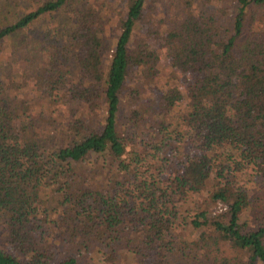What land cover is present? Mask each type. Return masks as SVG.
Here are the masks:
<instances>
[{"label": "trees", "instance_id": "trees-1", "mask_svg": "<svg viewBox=\"0 0 264 264\" xmlns=\"http://www.w3.org/2000/svg\"><path fill=\"white\" fill-rule=\"evenodd\" d=\"M0 264H264V0H0Z\"/></svg>", "mask_w": 264, "mask_h": 264}, {"label": "rangeland", "instance_id": "rangeland-1", "mask_svg": "<svg viewBox=\"0 0 264 264\" xmlns=\"http://www.w3.org/2000/svg\"><path fill=\"white\" fill-rule=\"evenodd\" d=\"M112 17H114L115 15L111 14ZM112 25L110 26V28L107 30L106 32V37H108V40L105 41V49H104V54L108 55L109 51H111V47H112V37L114 36V32L111 29ZM22 69H14L16 71H14V73H18V75L20 76H25L26 74L23 73L22 75V70L25 69L24 65H21ZM161 67V76L166 79L169 76L170 70H169V66L168 64L164 61L162 64H160ZM13 71V70H12ZM31 75H33V73L31 72ZM27 76V75H26ZM29 82H34L33 79L30 78ZM41 87L36 85L35 87H32L31 89H21L16 95H17V102L20 104L19 108L22 111H30V110H34L35 107L40 106L41 104H44L45 106L49 107V115L44 114V116L42 118H38L36 117V119L40 120L39 124L41 123V121L43 123H47V122H52L53 126H51L50 130L53 131L55 129H59V126L62 125L64 123V121H69L71 120L72 116L67 112L68 111V107L65 108L64 105L61 103L57 106V111L58 110H63L60 114H58L57 116L55 115H51V107L54 106V104L52 102H50L49 100L41 97V92H40ZM14 97V93L12 95ZM47 108V107H45ZM39 110V109H37ZM225 209V206L223 204H217L215 207H213L212 210V214H216L218 212H221Z\"/></svg>", "mask_w": 264, "mask_h": 264}]
</instances>
